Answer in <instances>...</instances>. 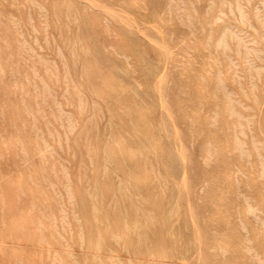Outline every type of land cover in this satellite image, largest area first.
I'll return each instance as SVG.
<instances>
[{
	"label": "rangeland",
	"instance_id": "1",
	"mask_svg": "<svg viewBox=\"0 0 264 264\" xmlns=\"http://www.w3.org/2000/svg\"><path fill=\"white\" fill-rule=\"evenodd\" d=\"M0 264H264V0H0Z\"/></svg>",
	"mask_w": 264,
	"mask_h": 264
}]
</instances>
